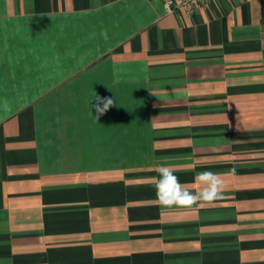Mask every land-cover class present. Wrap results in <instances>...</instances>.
Returning <instances> with one entry per match:
<instances>
[{"label": "crops", "instance_id": "1", "mask_svg": "<svg viewBox=\"0 0 264 264\" xmlns=\"http://www.w3.org/2000/svg\"><path fill=\"white\" fill-rule=\"evenodd\" d=\"M0 264H264V0H0Z\"/></svg>", "mask_w": 264, "mask_h": 264}, {"label": "clouds", "instance_id": "2", "mask_svg": "<svg viewBox=\"0 0 264 264\" xmlns=\"http://www.w3.org/2000/svg\"><path fill=\"white\" fill-rule=\"evenodd\" d=\"M93 99L95 103L90 104L89 101V105L91 109H95L96 115L94 118L98 121L114 106V100L110 97H101L97 93L94 94ZM157 171L159 177L155 178V193L157 201L162 207L210 205L222 198L224 182L220 174L211 171L199 172L195 177V181L200 187L199 190L193 192L180 183L171 167L162 165ZM231 172L234 175L235 169H232Z\"/></svg>", "mask_w": 264, "mask_h": 264}, {"label": "built area", "instance_id": "3", "mask_svg": "<svg viewBox=\"0 0 264 264\" xmlns=\"http://www.w3.org/2000/svg\"><path fill=\"white\" fill-rule=\"evenodd\" d=\"M209 1L210 0H163V6L167 13L185 12L192 14Z\"/></svg>", "mask_w": 264, "mask_h": 264}]
</instances>
